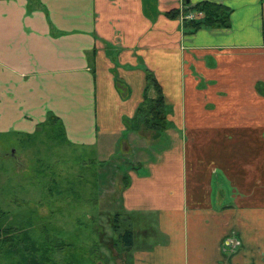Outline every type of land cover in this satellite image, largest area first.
I'll use <instances>...</instances> for the list:
<instances>
[{
  "label": "crops",
  "instance_id": "1",
  "mask_svg": "<svg viewBox=\"0 0 264 264\" xmlns=\"http://www.w3.org/2000/svg\"><path fill=\"white\" fill-rule=\"evenodd\" d=\"M206 1L232 9L230 29L188 34L167 15ZM144 68L177 126L157 141L127 128L157 96ZM260 83L264 0H0V134L31 135L53 115L98 156L168 144L123 192L163 240L136 248L135 264H264Z\"/></svg>",
  "mask_w": 264,
  "mask_h": 264
},
{
  "label": "rangeland",
  "instance_id": "2",
  "mask_svg": "<svg viewBox=\"0 0 264 264\" xmlns=\"http://www.w3.org/2000/svg\"><path fill=\"white\" fill-rule=\"evenodd\" d=\"M191 9L188 11L185 6L178 18L184 28L187 16H201L200 12ZM143 70L147 73V69ZM175 96L174 89H171L170 97L174 99ZM165 112L169 117V108ZM138 117L135 128L139 132L142 122L140 114ZM134 124L133 119L129 120L127 128L132 130ZM169 128L177 126L169 123ZM65 136L61 126L52 127L47 123L37 127L31 135L0 134V209L9 213V222L16 226L33 224L40 243L45 239L46 234L42 233L45 228L51 239L58 237L67 243L74 241L75 248L71 251L83 264H124L125 257H119L107 247L112 237L118 234L111 226L117 213L120 214V233L126 231L128 215L136 216L139 228L136 230L140 236H146L145 239L140 237L141 241H146L143 246L151 248L157 240L162 242L153 219L148 220L142 214H127L123 210V192L124 176H130L135 170L142 173L144 164L139 163L145 159L154 161L155 153L164 146L168 147L166 141L165 144L159 142V146H149L147 141L137 143L132 153L126 152L123 143L119 146L121 151L117 150L115 155L98 156L96 147L72 143ZM183 140L185 144L186 140ZM175 234L178 235L177 229ZM126 246V240L118 243L120 253ZM175 246L178 255V242ZM52 247L54 245L48 243L50 261L43 264H67L66 253L71 252L57 251ZM176 261L182 264L181 258ZM0 264L17 262L12 258H0Z\"/></svg>",
  "mask_w": 264,
  "mask_h": 264
},
{
  "label": "trees",
  "instance_id": "3",
  "mask_svg": "<svg viewBox=\"0 0 264 264\" xmlns=\"http://www.w3.org/2000/svg\"><path fill=\"white\" fill-rule=\"evenodd\" d=\"M35 5V4H33ZM195 12H200L202 17L198 20L188 21L185 23V29L188 34H194L200 30H227L232 26V9L225 7L223 5L215 4L212 2H201L191 9ZM189 11V10H188ZM188 11H185L186 13ZM184 12V11H183ZM181 11L173 10L167 15L172 18H179ZM147 85L148 90L153 89L156 93L154 99H149L146 97L145 101L137 110L136 119H133L135 125L138 123V114L141 117V128L139 134L141 133H151L154 139L160 137L169 129V121L166 115V100L163 94L161 85L158 83L157 79L152 73L147 71ZM264 88V84L260 83L257 89L261 91ZM148 118V119H147ZM137 120V121H136ZM49 126L59 125L62 128V134L65 136V130L62 123L58 122V119L50 115L48 122ZM44 123V124H46ZM133 128V127H132ZM136 130V128H135ZM66 137V136H65ZM133 170V168H131ZM124 190L128 188L130 176H124ZM124 210V208H123ZM125 211V210H124ZM128 226L125 233H120V214L114 217V221L111 223L112 228L117 232L116 237H112L111 243L107 244V247L115 251L119 257H125L124 264H135L134 252L137 248H143L146 241H141L140 237L146 238V236H140V232L136 229L138 224L136 221V216L128 215ZM132 220V221H131ZM130 224V225H129ZM20 226V227H18ZM16 226V224L9 222V213L0 209V258H12L17 264H43L49 262L48 257V243L53 244V249L57 251H69L66 253L67 264H83L82 260L75 258V253L73 254L71 250H74V241L64 242L58 237L50 238V232L45 228L42 233L46 234L45 239L40 243L37 239L38 231L33 224L24 223ZM47 239V240H46ZM122 240H126L127 246L124 247L122 253L118 249V243ZM48 241V243H47ZM47 243V244H46ZM96 245V244H95ZM141 250V249H140ZM56 264V263H54Z\"/></svg>",
  "mask_w": 264,
  "mask_h": 264
},
{
  "label": "built area",
  "instance_id": "4",
  "mask_svg": "<svg viewBox=\"0 0 264 264\" xmlns=\"http://www.w3.org/2000/svg\"><path fill=\"white\" fill-rule=\"evenodd\" d=\"M202 17V14L200 17H195L194 14H191L189 16H187L185 19L188 20V21H194V20H198Z\"/></svg>",
  "mask_w": 264,
  "mask_h": 264
},
{
  "label": "water",
  "instance_id": "5",
  "mask_svg": "<svg viewBox=\"0 0 264 264\" xmlns=\"http://www.w3.org/2000/svg\"><path fill=\"white\" fill-rule=\"evenodd\" d=\"M188 3H189V1H188ZM226 245L235 246L236 245V242H235V240L230 239V240H228V242L226 243Z\"/></svg>",
  "mask_w": 264,
  "mask_h": 264
}]
</instances>
